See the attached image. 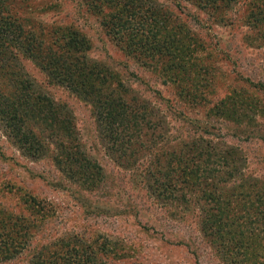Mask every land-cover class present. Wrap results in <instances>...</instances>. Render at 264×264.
<instances>
[{"label": "rangeland", "instance_id": "1", "mask_svg": "<svg viewBox=\"0 0 264 264\" xmlns=\"http://www.w3.org/2000/svg\"><path fill=\"white\" fill-rule=\"evenodd\" d=\"M150 1L194 34L178 43L201 50L196 87L189 79L164 82L147 56L137 59L123 50L119 45L126 39L106 33L81 0H31L23 6L46 7L47 23L71 24L84 33L91 42L89 57L117 63L127 97L145 106L150 121L143 129L145 144L119 159L107 149L89 98L49 79L29 56L17 59L32 86L62 107L71 129L60 135L33 121L42 147L32 157L22 154L0 126V203L20 212L23 193L45 200L53 212L44 240L82 234L98 248L103 264H264V19L253 9L255 0L224 2L217 9L188 0ZM165 27L179 38L176 27ZM194 89L203 95L200 102L183 95ZM70 147L100 166L89 188L57 169V157ZM187 148L200 155L203 166L194 169H204L208 190L230 207L224 214L230 226L219 228L215 238L201 228L202 216L216 206L207 201V191L187 193V201L174 203L153 199L141 178L131 174L147 165L152 172H166L175 153ZM27 260L21 255L1 264Z\"/></svg>", "mask_w": 264, "mask_h": 264}, {"label": "trees", "instance_id": "2", "mask_svg": "<svg viewBox=\"0 0 264 264\" xmlns=\"http://www.w3.org/2000/svg\"><path fill=\"white\" fill-rule=\"evenodd\" d=\"M188 1L217 9L233 0ZM30 2L0 0V126L6 136L22 154L38 157L42 139L33 128V121L52 133L70 134V121L62 107L36 90L18 66L17 61L26 55L40 65L49 79L89 98L108 151L119 159L132 157L134 149L145 144L143 129L150 119L144 113L145 106L134 105L127 97L128 87L117 71V63L89 57L91 42L84 33L71 24L47 23L42 16L48 8L28 9ZM81 3L99 20L106 33L115 39H126V45H119L123 50H130L137 59L147 56L149 59L145 60L154 64L164 82L174 78L181 84L182 79H189L197 86V71H201L202 65L196 60L201 58V50L197 46L179 45L182 39L193 40L195 36L183 30L185 25L181 21L172 23L167 10L151 4L150 0H81ZM253 4L257 16L264 19V0H255ZM23 6L28 7L22 10ZM166 24L179 30L177 40L167 32ZM183 95L194 103L203 98L198 89ZM70 148L57 157V169L68 179H77L89 188L99 177L100 166ZM195 153L189 148L175 153L174 164L166 172H152L147 165L142 170H131V174L141 178L146 193L153 199L174 203L179 198L187 201L192 192L204 196L207 191V201L217 207L210 203L213 211L208 209L202 216L201 228L207 236L215 238L219 228L230 226L224 217L230 207L220 195L214 196L208 190L204 169L201 173L194 169L203 166L199 164L200 155ZM13 192L9 190L10 194ZM20 201L23 208L20 212L0 203V264L21 255L28 256L25 264H103L97 256L98 248L82 234L56 236L47 243L42 232L52 216V206L24 193Z\"/></svg>", "mask_w": 264, "mask_h": 264}]
</instances>
